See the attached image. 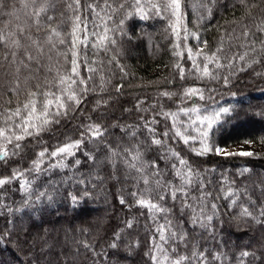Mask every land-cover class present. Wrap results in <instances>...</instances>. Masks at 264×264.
I'll use <instances>...</instances> for the list:
<instances>
[{"label": "trees", "instance_id": "1", "mask_svg": "<svg viewBox=\"0 0 264 264\" xmlns=\"http://www.w3.org/2000/svg\"><path fill=\"white\" fill-rule=\"evenodd\" d=\"M153 2L163 5L165 0ZM3 3L0 35L7 37V43L0 44V127L7 128L4 123L7 111H14L18 105L22 107L28 92L36 91L38 85L44 91H57L51 85L58 82V74L66 75L71 70L69 49L76 15L79 14L81 21L87 20L90 34L94 17L88 5L104 16L101 8L105 0H79V13L74 10V0H3ZM107 3L116 9L115 13L109 10L111 21H107V26L112 29L132 11L131 0H107ZM120 4L124 7H119ZM40 7L48 11L36 18L34 12ZM181 11L185 18L179 27L178 48L173 47L177 40L169 17H152L149 10L147 20L136 15L124 19L122 28L127 36L119 38L116 46H109L110 52L94 51L91 44L86 50L82 45L77 49L80 76L87 81L88 89L86 94L76 93L81 104L75 106L64 100L67 115L61 116L58 124L52 123L39 134L21 141L22 151L18 156L10 155L7 163L0 161V178L10 176L13 169H29L37 153L45 148L51 152L57 146L78 140L84 131L83 125L99 124L105 130L104 135L99 141H85L82 151L63 160L66 167L53 168L38 178L27 175L26 179L33 181V194L27 205L26 194L18 187L22 181L0 189L3 203L19 209L11 214L0 210V234L8 233L7 239L0 243V264H153L150 257L155 222L146 207L136 204L140 197L171 210L168 219L177 239L174 243L169 239L168 244L163 245L169 259L207 249L205 255L210 264H220L212 261L213 252L227 254L224 264H239V253L247 251L259 259L250 255L243 264H264V217L257 223L240 212L244 207L258 216L256 208L264 207V180L261 179L264 175V31L260 30L264 29V0H181ZM47 16L53 18L51 22ZM185 27L189 33H196L200 41H207L206 46L200 45L204 54L215 52L219 56L220 68L208 64L209 72L216 79L200 78V73L189 71L192 65L186 46L195 54L198 41L192 35H188L187 41L183 39ZM20 29L24 30L23 34ZM246 31L248 36H245ZM13 40L18 41L19 46L13 44ZM37 45L42 51H37ZM218 48L222 51L217 52ZM26 52L36 59L31 62L25 59ZM176 52H181L182 56L178 57ZM244 53H247L244 60H239V55ZM113 56L115 60L111 59ZM197 63L203 69L204 61L200 57ZM177 64L184 69V79L179 77ZM88 68L96 71L89 73ZM224 77L228 78L227 84ZM78 85L79 82L73 89ZM117 86H121L119 91ZM189 88L203 92L204 99L195 100L197 106L231 109L209 130V144L230 147L251 141L257 148L256 155L225 157L213 151L201 156L192 151L199 148L198 143L185 145L179 139L173 140L171 120L158 113L191 108L193 101L184 98ZM163 92L171 96H161ZM37 108L39 110V104ZM152 117L158 121L150 125L156 130V138L166 139L168 147L188 162L193 173L201 174L205 191L212 193L207 199L206 211L211 214L213 202L219 210L211 222L212 231L193 228L188 219L189 211L181 212L179 202L168 198L163 202L158 200L160 189L156 188L154 180L170 181L173 185H178L180 180L171 168V164L177 163L176 158L160 161L158 157L166 149L151 144L144 122ZM179 120L186 121V118L181 114ZM12 127L15 128V124ZM166 129L167 138L162 135ZM125 149L129 150L126 155ZM134 149L140 153L139 161L130 158L136 154ZM84 152L94 159L88 160ZM59 159L49 161L45 157L41 167L47 168L50 162ZM77 159L81 163L74 167ZM153 161L159 164L162 175H151ZM132 163L135 168L128 166ZM141 163L148 165L142 173L137 171ZM241 169L248 171L241 175ZM141 176L147 177V185ZM229 186L240 193L236 205L231 207L229 199L224 198ZM85 190L89 195L82 197ZM188 191L199 202V185ZM37 192H46L51 198L37 200ZM133 192L135 197L131 195ZM73 196L77 203L72 201ZM121 198L125 204L120 203ZM162 215L157 217L160 224L164 223ZM127 221L132 222L131 228L125 227ZM118 231L120 238L113 248L110 245ZM181 232L185 233L183 241L178 238ZM68 256L70 260L65 259Z\"/></svg>", "mask_w": 264, "mask_h": 264}, {"label": "snow or ice", "instance_id": "2", "mask_svg": "<svg viewBox=\"0 0 264 264\" xmlns=\"http://www.w3.org/2000/svg\"><path fill=\"white\" fill-rule=\"evenodd\" d=\"M76 5L75 11L79 13V0H74ZM4 7L3 0H0V9ZM27 7V5H25ZM119 7L123 8L124 5L120 4ZM129 7L132 9L131 12H128L124 19L132 15H136L141 19L147 20L149 19V10L151 12L152 17H169L170 27L172 28V32L176 37L177 43L173 45L174 48H178V41L180 39L179 27L183 25V21L185 18V13L181 11V0H165L163 5L153 2V0H131ZM161 7H163V13L161 12ZM69 8H72V5H69ZM88 8L93 13V22L91 25L92 31L89 34V24L87 20L81 21L79 14L75 17V23L72 30L71 37V48L69 51L72 54L71 60V70L66 75L58 74V82L52 87H56V92L44 91L41 86H37L36 91H31L27 93L25 102H22V107L17 106L14 111H7L4 123L8 125L7 128L0 127V161L7 163L9 156H18L21 148V141H23L26 137H31L39 134L42 130H44L48 125L52 123H59V118L61 116L67 115V110L65 108L64 100L71 101L75 106L81 104V99L77 98V91H79L82 95L86 94L88 91L86 85L87 81L80 76L79 72V54L77 49L82 45L85 50L88 48L89 44L94 51L104 50L106 53L110 52L109 46H116L117 40L122 36H127V33L123 30L122 25L124 24V19H121L119 22V26L109 29L107 26V21H111V13H115L116 9L112 7L111 4L107 3L105 0V6L101 8V11L104 12V16H101L99 12H96L95 7L92 5H88ZM110 10V12H109ZM48 9L44 7H40L34 12V16L38 18L41 13H47ZM210 12V9L208 10ZM10 14V13H9ZM48 21H52L51 16L46 17ZM99 21V23H97ZM83 24V28L80 25ZM264 31V29H260ZM21 34H23L24 30L20 29ZM52 32L55 33L56 36H59V33L55 32V29H52ZM185 35L183 39L187 41L188 35H192L195 40L198 41V47L195 54H193L192 49L186 46V51L188 52V59L191 62L190 72H198L200 73V78L210 77L212 79H216L217 77L213 76L208 69V64H212L214 68H220L222 65L219 63V56L214 52L212 55H207L202 52L200 45H207V41H200L199 37L196 33H189L187 28H184ZM81 33H83V38L81 39ZM111 33V34H110ZM8 35H12L9 33ZM245 36H248V32H245ZM51 36L48 37L49 42H51ZM7 37L0 35V44H6ZM16 46H19L18 41L13 40L12 42ZM35 44V42H33ZM61 44L64 43L63 40L60 41ZM54 47V45H53ZM37 51L40 52L42 49L37 45ZM222 51V49H217V52ZM178 57L182 56L181 52L174 53ZM247 53L239 55V60H244ZM200 57L204 61L203 69L200 68L197 63V58ZM25 59L28 61H34L36 57H33L29 53H25ZM115 60V56L111 58ZM85 64L87 65L88 61L85 58ZM95 63V61H93ZM111 63V60L109 61ZM177 69H179V77L180 79H184V69L180 64L175 65ZM87 71L89 73L95 72L96 69L88 68ZM123 71V68H121ZM74 77V78H73ZM91 79V76H89ZM79 82L78 88L73 89V85H77ZM228 78L224 77V83L227 84ZM121 86H117V91ZM63 94V95H61ZM164 97H170L171 94L167 92H163L160 94ZM185 99H190L193 101V106L191 108H179L177 112H160L158 115L165 119L171 120V131L173 140L179 139L185 145H195L199 144V148H193L197 155H206L210 152H213L217 155H223L225 157L228 156H246L252 157L256 155L252 151H241V152H227L222 147H213L208 142L209 130L213 128L214 125H217L221 122V117L224 115H228L231 111L228 107L211 109V106H206L201 108L195 104L196 99L203 100V92L198 88H189L184 93ZM39 104V110L37 105ZM23 113V114H22ZM204 113V115H201ZM183 114L186 118V121H180L179 116ZM16 120H19V123H16ZM158 121L155 117H152L150 120L144 122V127L146 128L149 136L151 138V144L161 146L166 149V152L158 157L160 161H167L168 159L175 157L177 163L171 164V168L174 172L175 177H178L180 183L178 185H173L170 181L164 183L160 179L154 180V184L156 188L160 189L158 193V200L163 202L166 198L170 199L173 202H179L180 211L183 212L187 209L190 213L188 217L189 223L193 228L199 227L200 229H204L206 231H212L211 222L213 217L217 215L218 209L216 203L210 204L211 214H208L206 209L209 207L207 204V199L212 195L210 192L205 191V184L203 179L201 178V174L199 172L193 173V170L188 165V162L185 159L179 157V154L174 152L167 145L166 139L162 141L161 139L156 138V130L154 127L150 125L157 124ZM15 124V128L12 125ZM84 131L80 134V138L78 140L68 142L63 144L62 146H57L53 151L49 152L47 148L43 149L39 153H37V159L32 161V165L29 169H24L21 171L20 169H13L10 176L0 178V189H3L5 185H11L14 181H22V183L18 184L20 191L26 194L25 204L27 205L28 200L31 198L32 192V183L33 181L26 179L27 175H34L36 178L39 177L40 174H47L53 168H64L63 160L69 156H75L76 151H82L83 145L85 141L92 142L93 140L99 141L100 138L104 135V129H102L99 124H86L82 126ZM183 129V131H181ZM189 129L192 131L189 132ZM19 132L20 134H17ZM10 133V134H9ZM135 134L134 132L132 133ZM162 135L167 138L169 135V131L166 129ZM11 145V148H9ZM136 152L135 155H131L132 161L140 160V153L138 150L134 149ZM129 150L125 149L124 154H128ZM84 155L88 160H93L94 157L88 153L84 152ZM116 153H112L114 157ZM45 157L48 158L49 161L54 160L57 157H60L55 163H49L47 168H42L41 165L44 163ZM126 164L127 160L124 161ZM81 163L80 160L74 161V167ZM113 167L115 166V161H112ZM179 165V166H177ZM130 168H135V163L128 164ZM148 167L147 164L141 163V168L137 169L138 172H143V169ZM152 169L154 171L151 173L153 177L162 175V170L159 167V164L156 161H153L151 164ZM248 169H241L240 174L243 175L244 172H247ZM71 179V178H70ZM143 182L147 185L148 179L146 176H141ZM79 183L83 184V180H79ZM199 185L200 191V199L199 202L196 201L195 197L190 196L188 189L190 187H195ZM89 192L85 190L81 196L87 197ZM132 196H136V193L133 192ZM239 191H234L230 186L227 188V191L224 192V198L229 199V206L236 205L237 198L239 197ZM245 195L247 193L245 192ZM42 197L51 198L48 196L46 192H37L36 199L39 200ZM3 194L0 193V210L6 211L11 214L13 211H19V209H13L10 204L5 205L3 203ZM189 200L192 202L189 203ZM72 201L77 203L78 200L75 196L72 197ZM136 204L140 207H146L149 210L150 218L155 222L154 233L152 240V255L151 260L153 264H162V261H167V264H210L208 261L205 252L208 250L205 249L202 252L197 253L193 251L191 256L178 255L177 259H169L167 250L163 247L164 244H168L169 239L175 242L177 239V233L173 232L171 229L173 227L172 222L168 219V215L170 213V209L162 206L161 203H153L151 200H146L142 197L136 199ZM251 202V201H250ZM121 204H125V200L121 198ZM254 204V202H251ZM255 206V205H254ZM258 212V216H253L251 212L248 211L247 208L241 207L240 212L242 216H251L253 220L257 223L260 222V217H264V207L256 208ZM163 214L162 218L164 220L163 224H160L157 217L158 215ZM126 228L132 227V222L127 221L125 224ZM122 231V230H121ZM158 236V239L156 238ZM8 233L5 232L0 234V243H3L5 239H7ZM185 237V233L181 232L179 235V240L183 241ZM120 238V231L116 232L113 238V243L110 245L111 247H117V241ZM171 247V245H169ZM175 251V249H173ZM252 255L254 259H259L255 257L254 253H249L247 251H243L239 253L237 259L239 264H243L245 258ZM228 259L227 254L220 253H212V261L220 262V264H224Z\"/></svg>", "mask_w": 264, "mask_h": 264}, {"label": "rangeland", "instance_id": "3", "mask_svg": "<svg viewBox=\"0 0 264 264\" xmlns=\"http://www.w3.org/2000/svg\"><path fill=\"white\" fill-rule=\"evenodd\" d=\"M222 148H224L227 152H241V151H252V152H255L257 150L255 144L253 142H251V141H243V142H240V143L235 144L233 146H230V147H222ZM261 179L264 180V175L261 176ZM103 210H105V209H103ZM105 211H107V210H105ZM105 211H103V212H105ZM93 216L95 217L96 214H94ZM74 240L75 239H72V242H74ZM65 259L66 260H70L71 257L68 256Z\"/></svg>", "mask_w": 264, "mask_h": 264}]
</instances>
